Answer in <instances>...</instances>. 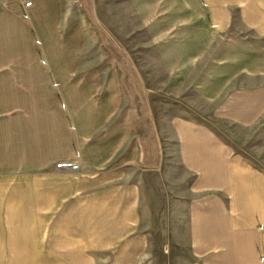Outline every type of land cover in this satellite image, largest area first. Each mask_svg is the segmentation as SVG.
Instances as JSON below:
<instances>
[{
    "label": "rangeland",
    "instance_id": "374dc122",
    "mask_svg": "<svg viewBox=\"0 0 264 264\" xmlns=\"http://www.w3.org/2000/svg\"><path fill=\"white\" fill-rule=\"evenodd\" d=\"M170 4L33 0L26 18L20 0H0V81L14 82V99L0 103L1 257H14V176L74 161L141 185L156 235L149 263L189 264L183 242L171 258L163 233L190 182L177 128L191 117L235 126L198 90L209 55L192 67L176 57L187 31L172 25Z\"/></svg>",
    "mask_w": 264,
    "mask_h": 264
},
{
    "label": "crops",
    "instance_id": "0c3cea01",
    "mask_svg": "<svg viewBox=\"0 0 264 264\" xmlns=\"http://www.w3.org/2000/svg\"><path fill=\"white\" fill-rule=\"evenodd\" d=\"M170 10L187 31L176 57L192 67L209 55L198 90L235 131L180 120L190 182L165 221L169 254L183 242L189 264H264V0H171ZM13 99L14 82L0 81V103ZM114 172L55 164L14 176V257L0 264H150L142 187Z\"/></svg>",
    "mask_w": 264,
    "mask_h": 264
},
{
    "label": "built area",
    "instance_id": "2783aa9c",
    "mask_svg": "<svg viewBox=\"0 0 264 264\" xmlns=\"http://www.w3.org/2000/svg\"><path fill=\"white\" fill-rule=\"evenodd\" d=\"M22 5V14L24 17L29 18L30 17V9L33 6V0H20ZM80 167L79 162H62L57 165V168L62 169H78Z\"/></svg>",
    "mask_w": 264,
    "mask_h": 264
}]
</instances>
